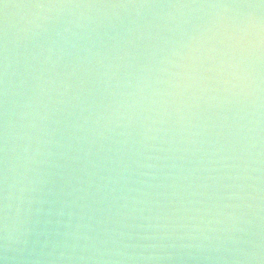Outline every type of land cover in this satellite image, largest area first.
Listing matches in <instances>:
<instances>
[{"label":"clouds","instance_id":"9594fccd","mask_svg":"<svg viewBox=\"0 0 264 264\" xmlns=\"http://www.w3.org/2000/svg\"><path fill=\"white\" fill-rule=\"evenodd\" d=\"M0 264H264V0H0Z\"/></svg>","mask_w":264,"mask_h":264}]
</instances>
